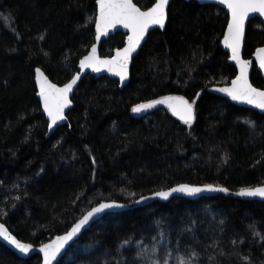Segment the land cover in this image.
<instances>
[{
	"label": "trees",
	"instance_id": "16d2710c",
	"mask_svg": "<svg viewBox=\"0 0 264 264\" xmlns=\"http://www.w3.org/2000/svg\"><path fill=\"white\" fill-rule=\"evenodd\" d=\"M96 15V0H0V221L40 245L103 200L131 202L183 182L231 190L264 184V113L208 91L237 74L220 45L229 15L213 3L173 0L165 28L153 30L134 58L126 87L87 75L69 122L47 136L35 68L58 84L69 81L95 42ZM125 39L116 33L101 54ZM262 45L264 23L253 18L244 56ZM252 82L264 88L255 65ZM174 94L195 100L191 126L166 107L144 118L131 111ZM261 236L263 201L175 197L105 215L57 264H264ZM40 262L0 241V264Z\"/></svg>",
	"mask_w": 264,
	"mask_h": 264
},
{
	"label": "snow or ice",
	"instance_id": "6c2138e0",
	"mask_svg": "<svg viewBox=\"0 0 264 264\" xmlns=\"http://www.w3.org/2000/svg\"><path fill=\"white\" fill-rule=\"evenodd\" d=\"M218 3L226 6L230 12L231 19L227 23V31L224 34L223 43L227 49L231 50V59L239 65L240 69V74L231 82L230 87L218 90L225 93L233 101L245 102L264 110V90L254 87L249 82L248 69L251 62L241 58V43L245 32V20L248 19L250 13H259L264 16V0H218ZM96 4L99 10L98 17L95 20L96 41H99L102 36H107L109 29H114L117 25L128 29L130 34L127 35L126 46L117 48L111 58L101 59L97 55L96 45L93 44L90 52L79 61V66L81 69L91 68L95 71H100L102 67L107 68L108 71L119 76L121 81H124L128 76L131 55L136 51L141 41L144 40L148 30L154 26H158L160 29L165 28L168 22L169 0H153L151 6L146 8L138 6L133 0H96ZM256 55L260 68L264 69V47L259 48ZM79 79L80 74L77 73L69 82L62 87H58L49 80L39 67L35 69V83L39 88L38 95L43 103L44 112L47 113L50 120L49 128L56 125L58 121L66 119L64 110L72 103L69 95ZM156 105H166L172 115L178 117L186 125L191 126L196 119L195 100L190 102L183 96H164L160 99L137 104L132 107L131 111L139 113L152 109ZM246 123L253 127L255 126L252 121H246ZM202 191L228 192V189L214 187L213 185H205L201 188L184 184L168 191H159L155 195L166 200L176 192L194 195ZM237 195L264 198V186L241 188ZM141 199L146 198L141 197ZM124 206L111 202L100 203L98 207L92 208L91 211L74 224L71 231H68L64 236H58L55 241L41 246L40 252L43 253V264H52L61 249L72 240L93 216L105 210ZM157 223L159 224V221ZM0 238L13 245L21 253H28L33 248L30 243H22L4 224H0ZM261 240H264V236H261ZM127 243L129 241H124L121 247ZM139 255H142V253ZM153 264H161V262L153 261ZM163 264H167V261H163ZM179 264H191V261L181 259Z\"/></svg>",
	"mask_w": 264,
	"mask_h": 264
},
{
	"label": "water",
	"instance_id": "95a60500",
	"mask_svg": "<svg viewBox=\"0 0 264 264\" xmlns=\"http://www.w3.org/2000/svg\"><path fill=\"white\" fill-rule=\"evenodd\" d=\"M172 1H173V0H169V7H170ZM197 1L200 2V3H202V4L213 3V4H217V5H219L220 7H222L223 9L226 10V12H227L228 15H229V20L231 19L230 12L227 10L226 6H224V5H220V4L218 3V0H197ZM133 2H134V3H137L135 0H133ZM137 4H138V3H137ZM138 6H140V5L138 4ZM140 7H141V6H140ZM169 7H168V9H169ZM98 11H99V10H98V5H97V15H96V18L98 17ZM253 18H259V19H261L262 22L264 23V16H261L259 13H250L248 19L245 20V32H244V37H243V40H242V43H241V58L244 59V60H248V61L251 62L250 65H249V69H248V79H249V82H250L254 87H257V88H259V89H261V90H264V88L258 87V86H256V85L252 82V73H253L254 65H255L256 69H257V70L263 75V78H264V69L260 68V66H259V61H258V59H257V55H256L257 50H258L259 48H261V47H264V45H262V46L256 48V50H255V52H254V54H253L252 57H250V58H246V57L244 56L245 41H246V36H247V28H248V25H249L250 20L253 19ZM229 20H228V21H229ZM155 29H160V28H159L158 26H154V27L150 28V29L148 30V32L146 33L144 40L141 41V43H140V45L137 47L136 51L132 53L131 58H130V60H129L128 76H127V78H126L124 81H121L119 76L115 75L113 72L108 71L107 68H103V67H102L100 71H95V70H93V69H91V68L81 69L80 66H79V64H78L77 71L74 73V75L77 74V73H79V74H80V79L77 81V84L74 85L73 90H72V92H71L70 95H69V99L72 101V103H71V104H70V105L64 110L66 119L63 120V121H58V123H57L56 125H54L52 128H49V127H48V125H49V123H50V120H49V118H48V116H47V113L44 112V109H43V103H42V101H41V99H40V97H39V95H38L39 88H38V86L36 85V87H37V98H38V100L40 101L41 108H42V113L45 115L46 120H47V130H48V131H47V136L50 137V136H51L54 132H56L60 127L66 125V124L69 122V119H68V113H69V111L71 110V108H72L73 105H74L73 97H74L75 93L77 92V90L79 89V87H80V85H81L83 79H84L87 75H92V76H94L95 78H99V77H102V76H107V77H109V78H112V79H116V80H118L121 89H123L124 87H126V85H127V84L129 83V81H130V76H131V66H132L133 60H134V58L138 55V53H139V51L141 50L142 46L144 45V43H145L146 40L148 39L149 34H150L153 30H155ZM161 30H163V29H161ZM120 31L126 34V39H125V43H124V45L121 46V47H118V48H123L124 46H126V43H127V35L130 34V32H129L128 29L123 28V26H121V25H117V27L114 28V29H109V31H108V35H107V36H102L101 39H100L99 41H96V40H95L94 44H95L96 47H97V55H98L101 59L111 58V57L115 54V50H116L117 48L113 51V54H112V55H102V54H101V48H102V45H103L104 41L110 39L113 35H115L116 33L120 32ZM226 31H227V27H226V29H225L224 34L226 33ZM223 38H224V35H223V37H222V39H221L220 45H221V47H222V48H223V49L229 54V59H228V60H229V62H231L233 65H235V67H236V69H237V74H236V76H235L230 82L225 83V84H215V85H212V86H210V87L208 88V91L211 92V93H214V94H216V95H218V96L225 97V98L229 99L232 103H234V104H236V105L244 106V107H247V108H250V109L257 110V111H259V112H261V113H264V110L258 109V108H256V107L253 106V105H249V104H247V103H245V102L233 101V100H231V98L228 97L225 93H222V92H220V91L218 90V89H220V88L230 87V86H231V82H232V81H233V80H234V79L240 74L239 65H237V64L235 63V61H233V60L231 59V50H230V49H227V48L224 46ZM91 47H92V46H91ZM90 50H91V48H90ZM90 50H89L85 55H87V54L90 52ZM85 55H84V56H85ZM84 56H83V57H84ZM83 57H82V58H83ZM82 58H81V59H82ZM81 59H80V60H81ZM36 68H37V67H36ZM36 68H35V69H36ZM39 68L45 73V75L49 78V80H50L52 83L56 84L58 87H62V86L65 84V83H64V84H58L57 82L53 81V80L49 77V75L44 71V69H42L41 67H39ZM74 75H73V76H74ZM73 76H72V77H73ZM72 77H71V78H72ZM71 78H70V79H71ZM69 81H70V80H69ZM69 81H67V82H69ZM67 82H66V83H67ZM167 96H183V95L174 94V95H167ZM163 97H164V96H163ZM183 97H185V96H183ZM160 98H161V97H160ZM160 98H155V99H160ZM155 99H151V100H155ZM185 99H187V98L185 97ZM151 100H148V101H151ZM148 101H144V102H140V103H146V102H148ZM140 103H138V104H140ZM163 107H166V105H156V106H155L154 108H152V109H147V110H145V111H142V112H139V113H133V114H134L135 116H137V117L144 118V117H147L148 115H150L151 113L155 112L156 110L161 109V108H163ZM194 107H195V106H194ZM166 108H167V107H166ZM175 117H176V116H175ZM176 118H178V117H176ZM178 119H179V118H178ZM184 184H187V185H190V186H195V187H201V188H203L205 185H213L214 187H224V188H227V187L222 186V185H216V184H211V183H207V184H194V183H186V182H183V183L176 184V185H174V186H172V187H169V188H166V189H159V190H156V191H154V192H151V193H148V194L142 195V196L138 197L137 199H135V200H133V201H131V202H124V201H119V200H103V201L99 202L98 204L94 205L92 208H94V207H98L100 203H111V202H116V203H118V204H122V205H125V206H124V207H121V208H113V209L105 210L104 212L99 213V214H96L95 216H93V217L89 220V222H88L86 225H84V227H83V228H82V229H81V230H80V231H79V232H78V233L72 238V240H70V241L64 246V248L61 249L60 253L58 254V256H57V258H56V260H54V261L52 262V264H57V263L61 260V258L67 253V251L72 247V245L75 244V243H76V242H77V241H78V240L84 235V233H85L88 229H90V228L92 227V225H93L94 223H96L97 221H99V220L102 219L105 215H107V214H109V213L122 212V211L131 210V209H134V208H137V207L148 206V205L152 204V203L155 202V201H169V200H171L172 198H175V197H185V198H191V199H198V198H201V197H203V196H215V195H221V194H222V195H227V196H231V197H235V198H239V199H243V200H251V201H253V200H258V201H263V202H264V198H261V197H242V196H239V195H237V193L240 191V189H239V190H231V189H229V188H227V189H228V192H219V191H202V192L197 193V194H194V195H188L187 193L176 192V193H173V194H172L168 199H166V200L163 199V198H161V197H158V196L155 195V193H157V192H159V191H168V190H170L171 188H175V187H178V186H180V185H184ZM257 186H264V184L256 185V186H252V187H257ZM141 197H144V198H146V199H141ZM137 201H139V202H137ZM92 208H90V209H89L87 212H85V213H84L79 219H77V221H75V222L72 224V226H71L66 232L61 233V234H57V235L53 236L50 240H48V241H46V242H44V243H42V244H40V245H35V244H33V243H30V242H27V241H24V240L18 238L14 233H12V231L8 228V226H7L4 222L0 221V224H4L5 227H7V228L9 229V231H10L13 235H15V236H16V237H17L22 243H30V244L33 245V248H32L28 253H21L18 249H16L13 245H11V244L8 243L7 241H5L3 238H0V241H1L2 243L6 244V245H7L10 249H12L14 252H16L21 258L28 259V258H30V257H32V256H34V255H36V254L39 255V256L41 257V262H40V264H43V253L40 252V248H41V246L44 245V244H49V243L55 241L56 238H57L58 236H64L68 231H71V228L74 226V224L77 223L80 219H82L83 216H85L89 211H91Z\"/></svg>",
	"mask_w": 264,
	"mask_h": 264
},
{
	"label": "bare ground",
	"instance_id": "6f19581e",
	"mask_svg": "<svg viewBox=\"0 0 264 264\" xmlns=\"http://www.w3.org/2000/svg\"><path fill=\"white\" fill-rule=\"evenodd\" d=\"M178 119V118H177Z\"/></svg>",
	"mask_w": 264,
	"mask_h": 264
}]
</instances>
